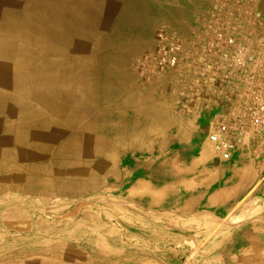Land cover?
Masks as SVG:
<instances>
[{
	"label": "crops",
	"instance_id": "1",
	"mask_svg": "<svg viewBox=\"0 0 264 264\" xmlns=\"http://www.w3.org/2000/svg\"><path fill=\"white\" fill-rule=\"evenodd\" d=\"M207 7L0 0V264H264V136L220 159L193 73L129 65Z\"/></svg>",
	"mask_w": 264,
	"mask_h": 264
},
{
	"label": "built area",
	"instance_id": "2",
	"mask_svg": "<svg viewBox=\"0 0 264 264\" xmlns=\"http://www.w3.org/2000/svg\"><path fill=\"white\" fill-rule=\"evenodd\" d=\"M211 10L190 38L158 34L159 44L133 68L145 84L185 78L194 99L211 110L206 140L222 160L264 136V9L261 0H210ZM191 85V84H190ZM183 109V108H182Z\"/></svg>",
	"mask_w": 264,
	"mask_h": 264
},
{
	"label": "rangeland",
	"instance_id": "3",
	"mask_svg": "<svg viewBox=\"0 0 264 264\" xmlns=\"http://www.w3.org/2000/svg\"><path fill=\"white\" fill-rule=\"evenodd\" d=\"M210 1V0H209ZM261 8L262 9H264V0H261ZM210 10H211V1H210V7L208 8H205V9H203V10H200V13L199 14H197L196 13V16H195V18H194V21L196 22V24H195V26L193 27V29L188 33L189 35H188V38H190L192 35H193V33L195 32V31H197L200 27H201V24H202V22L207 18V16L209 15V13H210ZM195 12H197V11H195ZM194 12V13H195ZM164 32H166L165 30H164ZM167 34H169V35H171L172 37H176L175 36V34H174V32H166ZM151 51H148V52H146V53H144V54H142V55H140V56H138V57H134V58H132L131 60H130V62H129V65H130V68H132L133 67V63H134V61L136 60V59H138V58H141V57H143V56H145V55H147L148 53H150ZM133 69V68H132ZM135 72H136V70H135ZM136 74H137V77H138V79L140 80V82L143 84L144 82L142 81V79H141V77L139 76V74L136 72ZM170 79H168V81H169ZM172 81H173V79H171ZM165 82H167V81H164V82H160V83H154V84H145V86H148V88L150 87L152 90H156V88L160 85V84H163V83H165ZM170 83H172V82H170ZM148 88H144V89H148Z\"/></svg>",
	"mask_w": 264,
	"mask_h": 264
},
{
	"label": "bare ground",
	"instance_id": "4",
	"mask_svg": "<svg viewBox=\"0 0 264 264\" xmlns=\"http://www.w3.org/2000/svg\"><path fill=\"white\" fill-rule=\"evenodd\" d=\"M91 89V88H90ZM91 91H92V89H91ZM98 91V90H97Z\"/></svg>",
	"mask_w": 264,
	"mask_h": 264
}]
</instances>
